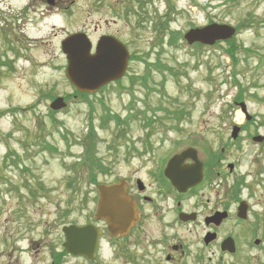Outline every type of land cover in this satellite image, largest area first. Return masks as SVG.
<instances>
[{"label": "rangeland", "instance_id": "rangeland-1", "mask_svg": "<svg viewBox=\"0 0 264 264\" xmlns=\"http://www.w3.org/2000/svg\"><path fill=\"white\" fill-rule=\"evenodd\" d=\"M24 1L6 0L0 6V264H48L50 252L62 245L61 227L89 219L96 186L128 172L126 161H118L117 167L113 164L116 158L124 159L131 136L122 135L126 127L117 128L113 121L102 123L103 107L94 103V114L91 111L89 117L84 99L69 98L67 108L60 111L49 108V99L72 90L65 77L67 63L60 40L75 30L89 32L93 38L94 26L109 19L119 21V29L136 53H153L136 66L139 73H147L149 87L164 83V96L148 92L145 97L141 87L135 88L138 99L144 101L146 116L155 117L161 128V135L155 134L149 143L168 157L192 148L194 139L207 178L197 190L198 209L205 208L202 213L212 208L226 210L229 216L220 229L214 227L218 239L208 246L204 245L207 227L202 222L173 227L166 216V237L175 233L184 245L173 263L165 259L173 253L172 247L158 245L160 231L152 224L147 242L129 247L131 263L119 259L115 247L106 246L110 238L106 232L92 261L67 257L63 264H264V146L245 135L238 140L240 144L231 143L224 149L232 142V124L242 122L240 111L227 102L233 83L264 85V71L257 65L264 58V0H104L101 6L97 0H75L78 5L72 10L76 12H57L62 16L59 19L55 13L46 14L37 23L38 14L33 13V28L25 24L21 31L16 13ZM72 1L64 0V4ZM35 2L40 12L41 2ZM81 6L83 11L77 12ZM128 9L135 23L132 42L124 24ZM210 23L228 25L236 33L201 48L183 40L188 30ZM119 92H105L104 101L111 100L109 112L125 117L126 107L121 105L129 96ZM251 92L264 94L260 89ZM36 100L42 102L36 106ZM260 100L249 97V111L262 115L264 102ZM258 118L248 126V133L264 135V117ZM90 150L89 161L99 158L105 170L86 166L84 157ZM226 163L238 164V177H227V172L224 177L216 176ZM240 177L245 184L243 199L252 208L243 221L236 217V200L229 197ZM227 237L235 241L234 254L220 250ZM257 239L260 242L255 245Z\"/></svg>", "mask_w": 264, "mask_h": 264}, {"label": "flooded vegetation", "instance_id": "flooded-vegetation-1", "mask_svg": "<svg viewBox=\"0 0 264 264\" xmlns=\"http://www.w3.org/2000/svg\"><path fill=\"white\" fill-rule=\"evenodd\" d=\"M36 0H25L23 3L19 4L18 10L16 13V19L19 22V28L21 31H23L25 24L27 29L33 28L32 23L36 20V23L38 20H44V15L46 14H52L55 13L54 17L57 16V12L62 13H73L76 12L77 3H75V0L72 1V3L64 4V0H39L41 2V11L36 10L38 6L35 2ZM104 0H97V3L99 6L103 4ZM6 5V0H0V6ZM74 10H72V8ZM5 9V6H3ZM83 7L81 6V9L77 12H82ZM33 13L38 14L37 18L30 23L33 20ZM70 14V13H69ZM68 14V15H69ZM127 17L129 18L124 24L127 29V38H130V42L133 40V33L135 32V23L131 19L130 11L129 9L126 12ZM65 16V15H64ZM62 16H57V19L61 18ZM35 23V24H36ZM119 21L116 19H109V20H103L96 24L94 26V32L95 36L92 38L89 34V32H84L88 35V37L92 41V50L91 52H99L100 55L105 56V59L107 60L108 67L110 68V59H112L116 52L113 51V43L118 44L119 48L122 49L125 48L127 52V61L125 66V71L123 76L115 81H110L106 84H104L101 88L97 90L94 94H87V93H80L78 92L73 86L72 90L68 95L62 96L64 101H68L69 98L76 101L79 99H84L82 103H84L87 107H89L88 110V117L91 114V111L94 114L93 108L94 103L97 105H100L105 109V116L102 117V123L104 121L106 123L108 122H115L117 125V128H125L126 129L121 132L122 135H130L131 136V143L129 147L126 149V152L124 154V159L122 158H116L114 161V164L116 167L119 166L118 161H126L127 162V174L126 175H119L118 178L114 182L109 183H101L96 186V195L93 198V212L90 214L89 219H87V222L81 225L76 224H69L67 226H92V229H97L98 232V243L96 247H102V241L104 239L105 233L107 232L110 238H107L105 240V244L107 247H115V255L121 259L125 263H131L132 261V255L129 251V247H142V242H147V231L148 226L152 224L155 225V227L158 228L160 231L159 238L156 240L158 241V245L160 247H172L171 251L173 253H168L165 257L166 262L173 263L177 261L176 253L183 252L184 245L182 244V241H179L176 234L173 233L169 237H166V233L164 232V224H165V218L166 216H169V223L173 227L174 225H180V226H197V223L200 221L202 222L206 227V233H213L215 235L214 241L217 242L218 239V231L216 229L214 230V227H217L220 229V227L224 224V221L228 218L229 212L225 210V212L228 213L225 220H223L219 226H216L215 221L209 222V224H206L207 218H211L217 211V209L208 210V213H202L203 209H198V194L197 190L199 186L203 184L204 181H206V172H205V164L203 163V180L200 185L195 186L194 185L187 189L185 192L178 191L166 178L164 171L167 165V161L171 156L174 154H177L180 151H176L169 155L167 157V153L164 152L163 149L157 150L156 147H152L149 143V139L151 137H154L155 134H160L161 128L158 126V123L156 121L155 117H149L146 116V107L142 104L144 103L143 100H139L137 94H135L136 90L135 88L141 87L142 91H144V95L146 97L148 92H158L161 93L162 96H164V93L162 90H164V83L163 81L159 85H152L154 88L149 87V84L147 83V73L143 71V73H139L137 70V63L141 62L143 58H149L153 53L148 54L147 52H140L136 53L135 49L133 48V45L128 43L127 40L124 38V32L119 29ZM80 30L72 31L68 34L79 32ZM66 34V35H68ZM64 35V36H66ZM123 47H121V45ZM133 64L135 65L133 67ZM257 65L261 66V69L264 71V58L260 57L259 61L257 62ZM146 66V70L149 71V68L151 64ZM145 68V67H144ZM158 70L160 72H163L164 68L159 64ZM145 72V73H144ZM237 73H235L236 76ZM233 76V75H231ZM126 81V83H124ZM230 86V85H228ZM232 95L229 96V100H225L223 97H221L222 100L227 101L231 106L235 107V111L239 110L242 122L237 123L239 126L238 134L235 139H232V142L227 143L226 147L224 149H228V144L232 143V146H236L240 144L239 139H241L242 136H248L249 140H251L254 143H257L259 147L264 146V135H260L258 133H248L247 129L250 124H253L256 122V120H259V116L264 117L262 115H257L255 113H252L248 109V101L249 97L251 98H261L260 101L264 102V94L261 95V93H255L256 95H253V91H257L258 89L264 90V85H252V84H236L233 83L232 85ZM122 92L126 91L128 93V100L126 103H122L121 106L126 107V116L121 117L118 114H114L111 111L107 109L110 106V101L105 100L103 94L105 92H109V94L114 92ZM119 92V93H120ZM99 97L95 100H90L91 97ZM161 96V95H159ZM57 97V96H56ZM50 102L53 100L52 98L49 99ZM41 100H36L34 105L38 106L40 104ZM42 102V101H41ZM49 102V103H50ZM261 102V103H262ZM92 105V106H91ZM89 124V123H88ZM103 125V124H102ZM236 125V124H235ZM232 124V128L235 126ZM91 125L89 128L91 129ZM231 128V130H232ZM89 134H93V132H89ZM120 134V133H119ZM231 134V133H230ZM120 137V136H119ZM118 137V138H119ZM192 151H193V157L189 160H185L181 166H191L194 172V139L192 141ZM254 145V144H253ZM261 149H258L260 151ZM89 155L84 157L87 162L86 166L91 170L101 171L105 170L103 167L102 162H100L99 158H90L91 161H89ZM93 159V160H92ZM225 161V160H224ZM223 161H221L222 163ZM229 164V165H228ZM223 165V164H222ZM228 165V166H227ZM224 167V165H223ZM225 169L223 170H217L216 176L221 177L223 174L228 173L227 177L235 176L238 177V164L237 163H226ZM228 167V168H227ZM227 169V170H226ZM222 171V172H221ZM96 182V181H94ZM112 184H121L123 186L122 190L124 191V194L127 198H129L134 204L137 209L136 214V221L131 226L130 230L122 236H111L109 230H108V224L104 220H100L97 218L98 213V190L97 188L100 185H112ZM242 185L244 187V181L242 177L239 179H235L234 183V192L231 194L229 193V197L233 200H236V203L239 205L240 202H244L246 205V217L247 213L252 210L251 205L248 204V200L243 199L241 188ZM206 203L209 204V199L206 200ZM248 205H247V204ZM222 210V209H221ZM237 210V209H236ZM182 213H185L187 215H191L190 219L183 220L180 218V215ZM226 214V213H225ZM195 216V219H194ZM65 237L63 236V242L59 249L56 251L53 250L50 252V260L48 264H63L64 260L68 258L73 259H81L83 261H87L83 257H74L64 250V244H65ZM175 242V244L173 243ZM208 246V245H207ZM98 249V248H97ZM174 254V255H173ZM221 261V260H220Z\"/></svg>", "mask_w": 264, "mask_h": 264}, {"label": "water", "instance_id": "water-1", "mask_svg": "<svg viewBox=\"0 0 264 264\" xmlns=\"http://www.w3.org/2000/svg\"><path fill=\"white\" fill-rule=\"evenodd\" d=\"M235 30L227 25L209 24L202 28H194L187 31L184 40L188 45L200 43L203 45H213L215 41L226 40L234 34ZM121 45V44H120ZM121 47H123L121 45ZM62 52L66 55L68 62L66 68V77L71 85L80 92L93 93L102 85L111 80H117L122 77L125 71L127 52L125 48H119L118 44L113 43L115 56L110 59V68L108 67L105 56L99 52L91 54V45L88 38L83 33H76L65 38L61 43ZM53 110L65 107L62 98H57L50 105ZM238 128H234L232 137L235 138ZM191 150H186L178 156H174L168 162L165 168V176L180 192L193 185H198L202 178V163L197 159L194 150V172L192 167H182L181 163L188 158H192ZM99 204L97 213L98 219H103L108 224V230L113 236L125 235L135 221V207L133 202L124 195L120 185L100 186ZM226 214L216 213L209 218L207 223L214 220L219 224ZM238 218H246V207L241 204L238 208ZM63 232L66 237L64 247L68 253L73 256H84L92 260L96 251L98 240V230L91 226L83 228L65 227ZM215 235L209 234L205 237V244L214 240ZM259 241H255L258 244ZM222 252L234 253V241L231 238L225 239L220 247Z\"/></svg>", "mask_w": 264, "mask_h": 264}, {"label": "trees", "instance_id": "trees-1", "mask_svg": "<svg viewBox=\"0 0 264 264\" xmlns=\"http://www.w3.org/2000/svg\"><path fill=\"white\" fill-rule=\"evenodd\" d=\"M142 8H143V7H140V9H142ZM168 18H169V16L167 17V19H168ZM167 19H166V20H167ZM167 23H168V21H165V22H164L165 26L167 25ZM164 24H163V26H164ZM160 25H161V24H160ZM160 27H161V26H156L157 29L160 28ZM170 34H173V31H171ZM170 41H173V38H171ZM199 47L201 48V46H199ZM176 114H178V113H176Z\"/></svg>", "mask_w": 264, "mask_h": 264}, {"label": "bare ground", "instance_id": "bare-ground-1", "mask_svg": "<svg viewBox=\"0 0 264 264\" xmlns=\"http://www.w3.org/2000/svg\"><path fill=\"white\" fill-rule=\"evenodd\" d=\"M240 114V113H239ZM240 117H241V115H240ZM242 118V117H241Z\"/></svg>", "mask_w": 264, "mask_h": 264}]
</instances>
